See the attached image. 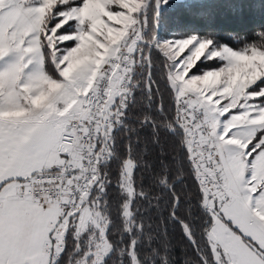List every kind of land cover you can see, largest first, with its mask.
Instances as JSON below:
<instances>
[{"label": "snow or ice", "instance_id": "obj_1", "mask_svg": "<svg viewBox=\"0 0 264 264\" xmlns=\"http://www.w3.org/2000/svg\"><path fill=\"white\" fill-rule=\"evenodd\" d=\"M257 3L0 0V264H264Z\"/></svg>", "mask_w": 264, "mask_h": 264}, {"label": "trees", "instance_id": "obj_2", "mask_svg": "<svg viewBox=\"0 0 264 264\" xmlns=\"http://www.w3.org/2000/svg\"><path fill=\"white\" fill-rule=\"evenodd\" d=\"M260 5L254 4L253 5V14L250 16L249 19L243 20V21H224L218 26V31L222 36L225 37V39L228 38L229 34L232 32V29L234 28H240V29H246L251 27L253 24H258L261 22L262 15L260 13ZM168 11V18H166L165 22L163 23L161 29H160V37L165 38L168 36H172L176 31V27L173 23L170 22V18L172 15L173 10L169 9ZM190 27H202L201 25H198L195 20L189 25ZM163 88V84L161 85ZM165 99L167 102V94L165 93ZM171 144V142H169ZM191 180H189V184H191ZM171 239L173 240L174 245L181 249V255H183V252L188 251L190 253V249L187 246L186 241L183 240L181 232L179 230V227H176L175 229H171Z\"/></svg>", "mask_w": 264, "mask_h": 264}, {"label": "rangeland", "instance_id": "obj_3", "mask_svg": "<svg viewBox=\"0 0 264 264\" xmlns=\"http://www.w3.org/2000/svg\"><path fill=\"white\" fill-rule=\"evenodd\" d=\"M172 36H168V37H165V38H162V39H169V38H171Z\"/></svg>", "mask_w": 264, "mask_h": 264}]
</instances>
